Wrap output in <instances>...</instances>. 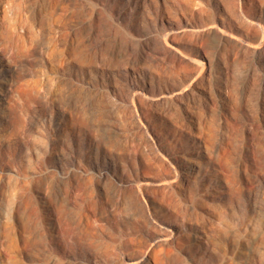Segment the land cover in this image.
I'll list each match as a JSON object with an SVG mask.
<instances>
[{
    "label": "rangeland",
    "instance_id": "1",
    "mask_svg": "<svg viewBox=\"0 0 264 264\" xmlns=\"http://www.w3.org/2000/svg\"><path fill=\"white\" fill-rule=\"evenodd\" d=\"M0 26V264H264V0H0Z\"/></svg>",
    "mask_w": 264,
    "mask_h": 264
},
{
    "label": "bare ground",
    "instance_id": "2",
    "mask_svg": "<svg viewBox=\"0 0 264 264\" xmlns=\"http://www.w3.org/2000/svg\"><path fill=\"white\" fill-rule=\"evenodd\" d=\"M21 17V16H20ZM19 17V18H20ZM18 18V17H17ZM20 19H18V21H19ZM26 21V20H25ZM13 23H15V22H13ZM22 24V23H21ZM16 25V24H15ZM23 25H24V23H23ZM3 26V25H2ZM2 26H0V30H3V29H1L2 28ZM9 26V25H8ZM12 26H13V24H12ZM21 26V25H20ZM5 27V26H4ZM3 27V28H4ZM22 27V26H21ZM15 28V27H14ZM25 28V27H24ZM7 29H8V27H7ZM11 29V28H10ZM21 29V28H20ZM6 30V29H5ZM25 30V29H24ZM14 31V30H13ZM18 31V30H17ZM1 32V31H0ZM15 33H16V31H15ZM15 33H13V32H11V31H6V32H4L3 33V39H4V41L2 42V40H1V43H0V45L2 46V49H4V50H9V49H11V48H14L15 49V47H18V45H19V42L20 41H22L21 39H22V35L21 34H19V32H17L16 34ZM22 43H23V41H22ZM250 45V44H249ZM256 46V45H255ZM258 47V46H257ZM250 48H252V49H250ZM256 49V48H255ZM13 50V49H12ZM247 50V53L248 54H250V55H255L256 54V52L254 51V47H249V49H246ZM3 51V50H2ZM5 52H7V51H5ZM8 53V52H7ZM9 53H11L10 51H9ZM12 54V53H11ZM258 56H260V54H258ZM258 58V57H257ZM255 61V60H254ZM253 61V62H254ZM258 65V64H257ZM259 69V68H258ZM256 71H257V73H258V71H260V70H256V66H255V63H252L248 68H247V73H246V75H245V78H244V95H247L246 93H245V91H247V92H251L252 91V89H253V85H255V86H258V85H261V86H263L264 85V78L262 77V76H259V75H256L255 73H256ZM263 72V71H262ZM254 74H255V76H257V77H255L254 76ZM261 74H263V73H261L260 72V75ZM263 76H264V74H263ZM180 80V79H179ZM181 81V80H180ZM176 84V83H175ZM254 86V87H255ZM257 137H258V135H257ZM264 137V136H263ZM263 139V138H262ZM253 140V139H252ZM258 142V141H257ZM263 142V141H262ZM254 143V142H253ZM258 144V143H257ZM256 144V141H255V145H257ZM260 146H261V143H260ZM252 147H253V145H252ZM258 147V146H257ZM250 148V147H249ZM264 148V147H263ZM253 150V149H252ZM206 151V150H205ZM258 152V151H257ZM250 153V152H249ZM259 153V152H258ZM261 154V153H260ZM254 155V154H253ZM178 156V155H177ZM250 156V155H249ZM184 156H182V158H183ZM253 157V156H252ZM254 158V157H253ZM253 161V160H252ZM259 164V163H258ZM260 166H262V165H260ZM186 167H188V166H186ZM216 178V177H215ZM147 183V182H146ZM157 246V245H156ZM155 247V246H154ZM149 250H152V249H149ZM154 250V249H153ZM151 252V251H150ZM154 252V251H153ZM151 255H153L152 254V252H151ZM150 257V256H149ZM153 259V258H152ZM133 262V261H132Z\"/></svg>",
    "mask_w": 264,
    "mask_h": 264
}]
</instances>
